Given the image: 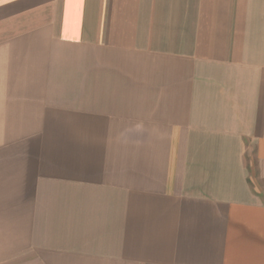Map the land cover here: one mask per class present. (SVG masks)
<instances>
[{
	"label": "crops",
	"instance_id": "1",
	"mask_svg": "<svg viewBox=\"0 0 264 264\" xmlns=\"http://www.w3.org/2000/svg\"><path fill=\"white\" fill-rule=\"evenodd\" d=\"M0 264H264V0H0Z\"/></svg>",
	"mask_w": 264,
	"mask_h": 264
}]
</instances>
